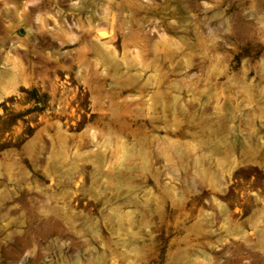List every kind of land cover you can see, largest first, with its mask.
<instances>
[{
	"label": "rangeland",
	"instance_id": "1",
	"mask_svg": "<svg viewBox=\"0 0 264 264\" xmlns=\"http://www.w3.org/2000/svg\"><path fill=\"white\" fill-rule=\"evenodd\" d=\"M41 18L14 43L46 35L71 70L7 80L0 46V264H264V0Z\"/></svg>",
	"mask_w": 264,
	"mask_h": 264
},
{
	"label": "bare ground",
	"instance_id": "2",
	"mask_svg": "<svg viewBox=\"0 0 264 264\" xmlns=\"http://www.w3.org/2000/svg\"><path fill=\"white\" fill-rule=\"evenodd\" d=\"M64 1L65 0H40L39 3L34 4L33 8L29 10V13L28 12L27 13L24 12L21 14L19 13L20 15L19 14L16 15L17 8H18L16 5L12 9L5 8V11H2V10L0 11V46H4L6 43H10L9 51H7L8 56H6L5 58L6 59L5 62H7L6 68L8 66L6 71H4L7 73L5 77L9 78L7 80L14 79L18 75L19 76L32 75V74L39 75V74H46L48 72H54V73L59 72V71L69 72L71 70V68L63 67L58 64H53L52 66L43 64L46 61H48V63L49 61L57 62L60 59L68 58V55L66 54L61 55V53L55 50L56 48H54V42L51 39L45 40V38H47L45 37L46 35L45 36L39 35L41 38L40 42L37 44L34 43L32 45L27 44L26 49L24 50L19 49L18 46L13 41V39L14 40L17 39L16 42H18L21 39L15 38L12 36L13 30L15 27V25L13 24L14 22H16L17 24L20 22H23L22 24L26 26L32 25L31 28H34V31H35L36 29H39V27L42 28L43 26V19L41 18L43 9L50 8V7L58 9V6H60ZM76 2H80V0H74V3ZM4 3L6 4L7 0H5ZM31 3H32V0H31ZM101 30L102 29L100 28L98 29V31H101ZM103 30H105V28ZM93 31L95 32V29L90 26L88 27V29L84 30V33L91 34ZM77 33H79V31ZM104 35L105 34L102 33L100 36H98V38L103 39ZM81 41L82 39H79L77 42H81ZM69 54L73 57L74 60H77V61L81 60L80 49H76L75 52H70ZM81 264H84V263H81Z\"/></svg>",
	"mask_w": 264,
	"mask_h": 264
}]
</instances>
